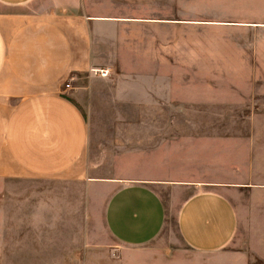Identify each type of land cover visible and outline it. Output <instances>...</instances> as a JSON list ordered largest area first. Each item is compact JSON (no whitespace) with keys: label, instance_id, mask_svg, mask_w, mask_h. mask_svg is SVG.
Here are the masks:
<instances>
[{"label":"crops","instance_id":"1","mask_svg":"<svg viewBox=\"0 0 264 264\" xmlns=\"http://www.w3.org/2000/svg\"><path fill=\"white\" fill-rule=\"evenodd\" d=\"M118 21L86 12L84 0H0V183L31 179V219L0 220L10 227L0 264H120V253L163 234L173 246V231L190 252L218 259L204 264H264V126H245L240 163L216 179L124 178L89 161L74 99L98 68L94 31ZM238 26L264 34V22ZM250 57L238 83L251 84V97L238 101L256 114L264 41L251 42Z\"/></svg>","mask_w":264,"mask_h":264},{"label":"rangeland","instance_id":"2","mask_svg":"<svg viewBox=\"0 0 264 264\" xmlns=\"http://www.w3.org/2000/svg\"><path fill=\"white\" fill-rule=\"evenodd\" d=\"M84 2L86 12L125 19L94 31L98 68L74 99L88 123L89 161L124 178L216 179L221 167L234 169L245 126H264L263 109L246 114L238 101L252 92L238 72L251 62V42L264 41L238 25L264 22V0ZM8 219H31V179L0 183V220ZM172 234L173 246L163 234L149 248L120 253L119 263L218 261Z\"/></svg>","mask_w":264,"mask_h":264},{"label":"built area","instance_id":"3","mask_svg":"<svg viewBox=\"0 0 264 264\" xmlns=\"http://www.w3.org/2000/svg\"><path fill=\"white\" fill-rule=\"evenodd\" d=\"M99 73L101 74L102 77L107 76L108 71L107 70H99ZM70 88V83L69 81L65 82L64 84V89H69Z\"/></svg>","mask_w":264,"mask_h":264}]
</instances>
